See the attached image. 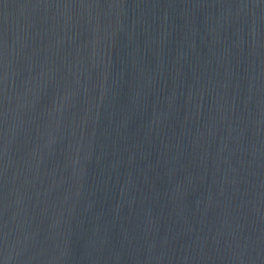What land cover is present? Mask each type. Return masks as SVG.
Returning <instances> with one entry per match:
<instances>
[{
  "label": "water",
  "instance_id": "95a60500",
  "mask_svg": "<svg viewBox=\"0 0 264 264\" xmlns=\"http://www.w3.org/2000/svg\"><path fill=\"white\" fill-rule=\"evenodd\" d=\"M0 264H264V0H0Z\"/></svg>",
  "mask_w": 264,
  "mask_h": 264
}]
</instances>
